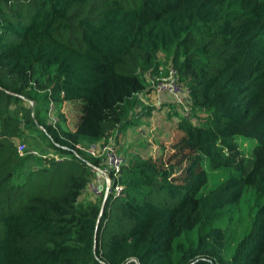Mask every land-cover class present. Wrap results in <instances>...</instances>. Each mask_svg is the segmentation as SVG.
<instances>
[{
  "label": "trees",
  "instance_id": "16d2710c",
  "mask_svg": "<svg viewBox=\"0 0 264 264\" xmlns=\"http://www.w3.org/2000/svg\"><path fill=\"white\" fill-rule=\"evenodd\" d=\"M169 69L173 155L85 201L76 145L117 149ZM0 264H264V0H0Z\"/></svg>",
  "mask_w": 264,
  "mask_h": 264
},
{
  "label": "rangeland",
  "instance_id": "374dc122",
  "mask_svg": "<svg viewBox=\"0 0 264 264\" xmlns=\"http://www.w3.org/2000/svg\"><path fill=\"white\" fill-rule=\"evenodd\" d=\"M90 3L91 1H88V5ZM163 96L166 98H162ZM142 101H144L145 104H152L157 110L151 117L143 119L138 126L120 133L117 138V151L120 155L124 156L126 160L140 156H152L157 160L162 158L163 163H167L168 159L174 153L173 145L180 137L176 130V121L174 118H169L167 116V110L175 109L177 110V117H182L184 115L183 108L178 104L179 102L175 100V98L168 95L158 96L154 93V88L142 97ZM72 111L73 108L70 105H64L63 112L69 120L68 126L70 128H72L73 123L76 121ZM45 146L46 145L43 143V147ZM23 174H25V172H23ZM99 200L103 201L104 205L106 198H85V201L91 203L98 202ZM111 207H113V205Z\"/></svg>",
  "mask_w": 264,
  "mask_h": 264
},
{
  "label": "built area",
  "instance_id": "2783aa9c",
  "mask_svg": "<svg viewBox=\"0 0 264 264\" xmlns=\"http://www.w3.org/2000/svg\"><path fill=\"white\" fill-rule=\"evenodd\" d=\"M174 74V70L169 69L166 77L156 78L153 86L154 93L158 96L168 95L175 98L183 108L184 114L188 115L187 104L189 102V91L176 81ZM48 113L53 118L54 107L51 103L49 104ZM78 150H83L94 159L99 160L98 164L93 163L89 168L90 181L81 190V198L107 199L109 197L122 196L124 189L118 183V178L122 168L125 166L126 159L115 148L113 137L108 136L106 140L101 141L98 145H91L86 148L76 145L75 152ZM17 151L20 154L25 153V145H18ZM28 154L37 158H43L45 156L44 153H37L33 150L29 151Z\"/></svg>",
  "mask_w": 264,
  "mask_h": 264
},
{
  "label": "crops",
  "instance_id": "0c3cea01",
  "mask_svg": "<svg viewBox=\"0 0 264 264\" xmlns=\"http://www.w3.org/2000/svg\"><path fill=\"white\" fill-rule=\"evenodd\" d=\"M162 98H166L165 96H163ZM153 103V102H152Z\"/></svg>",
  "mask_w": 264,
  "mask_h": 264
}]
</instances>
